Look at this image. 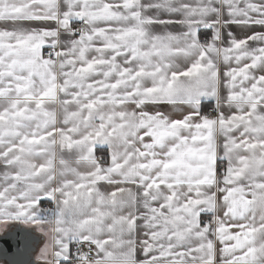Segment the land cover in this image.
<instances>
[{
	"label": "snow or ice",
	"instance_id": "obj_1",
	"mask_svg": "<svg viewBox=\"0 0 264 264\" xmlns=\"http://www.w3.org/2000/svg\"><path fill=\"white\" fill-rule=\"evenodd\" d=\"M14 225L8 264H264V0H0Z\"/></svg>",
	"mask_w": 264,
	"mask_h": 264
},
{
	"label": "water",
	"instance_id": "obj_2",
	"mask_svg": "<svg viewBox=\"0 0 264 264\" xmlns=\"http://www.w3.org/2000/svg\"><path fill=\"white\" fill-rule=\"evenodd\" d=\"M25 229L15 228L9 233L0 236V260H3L8 264L14 256H16L17 250L22 248L24 245ZM35 245L32 246L31 250L17 257L22 264H36L33 260V254L36 251Z\"/></svg>",
	"mask_w": 264,
	"mask_h": 264
},
{
	"label": "crops",
	"instance_id": "obj_3",
	"mask_svg": "<svg viewBox=\"0 0 264 264\" xmlns=\"http://www.w3.org/2000/svg\"><path fill=\"white\" fill-rule=\"evenodd\" d=\"M206 109H208V107H207V105H205V110ZM43 205H49L50 207H52V205L51 204H49V203H47V202H45ZM10 228H13V229H15V228H20V229H23L21 226H19V225H14V226H10ZM9 231V230H8ZM11 231V230H10ZM9 231V232H10ZM2 233V232H1ZM6 233L4 232V234H2L1 236H3V235H5ZM42 245L43 244H40L39 246H37L36 247V251H35V253L33 254V260L35 261V263L36 264H38V262L36 261V256L39 254V249L38 248H40V247H42ZM0 261H2V263L3 264H7L6 262H4L3 260H0ZM2 263H0V264H2Z\"/></svg>",
	"mask_w": 264,
	"mask_h": 264
},
{
	"label": "rangeland",
	"instance_id": "obj_4",
	"mask_svg": "<svg viewBox=\"0 0 264 264\" xmlns=\"http://www.w3.org/2000/svg\"><path fill=\"white\" fill-rule=\"evenodd\" d=\"M10 230L12 231V230H14V229L9 227V231H10ZM9 231H6L5 233H6V234L9 233ZM2 234H4V232H2V233L0 232V236H1ZM42 247H43V245H42ZM38 249H39V248H38ZM0 263H2V261H0ZM2 264H3V263H2Z\"/></svg>",
	"mask_w": 264,
	"mask_h": 264
},
{
	"label": "built area",
	"instance_id": "obj_5",
	"mask_svg": "<svg viewBox=\"0 0 264 264\" xmlns=\"http://www.w3.org/2000/svg\"><path fill=\"white\" fill-rule=\"evenodd\" d=\"M208 109H206L205 111H207ZM43 207L45 208H49L50 206L49 205H43Z\"/></svg>",
	"mask_w": 264,
	"mask_h": 264
}]
</instances>
